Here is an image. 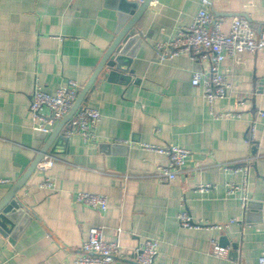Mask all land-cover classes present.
Segmentation results:
<instances>
[{"label": "crops", "instance_id": "1", "mask_svg": "<svg viewBox=\"0 0 264 264\" xmlns=\"http://www.w3.org/2000/svg\"><path fill=\"white\" fill-rule=\"evenodd\" d=\"M119 1L0 0V201L58 124L50 133L34 129L36 84L50 94L70 79L86 86L116 39ZM201 9L224 17L225 33L233 17L243 16L264 35V0H152L138 21L142 42L132 45L136 54L125 73L131 79H110L104 70L84 99L82 105L102 114L96 140L62 129L68 139L55 140L46 153L55 157L53 166L42 169L39 161L17 193L29 217L18 230L0 232V264H74L93 226L122 247L124 256L111 264H136L134 249L149 238L158 241L153 264H258L264 249V51L226 58L220 71L231 91L211 105L203 85L192 84L210 63L189 53L161 60L155 49L190 26ZM226 112L241 115L221 116ZM143 144L179 145L191 155L174 179L163 181L157 167L168 166L169 158ZM225 163L247 173L218 167ZM46 178L53 190L40 187ZM205 184L211 187L200 192ZM228 184L239 187L237 194L228 195ZM81 191L106 195L107 209L77 202ZM183 211L202 226H183ZM212 240L228 248L226 256L212 254Z\"/></svg>", "mask_w": 264, "mask_h": 264}, {"label": "built area", "instance_id": "2", "mask_svg": "<svg viewBox=\"0 0 264 264\" xmlns=\"http://www.w3.org/2000/svg\"><path fill=\"white\" fill-rule=\"evenodd\" d=\"M224 17H216L206 9H201L194 16L190 26L179 30L176 38L158 43L155 46L160 59L166 57L179 56L189 53L192 57L201 62H209L210 68L207 72L195 74L192 84L203 85L204 94L211 105L219 99L227 96L231 91V84L225 74L220 71V65L227 57H236L240 52L264 51V35H258L251 26L250 21L243 16H235L230 23L228 33L222 31ZM81 85L76 80L70 79L67 84L59 88L54 94H50L37 83L33 92L30 110L35 122L36 131L50 133L57 121L66 116L75 100L77 99ZM244 101H241L243 103ZM44 108L49 109V114L42 112ZM240 113L226 112L221 116L240 117ZM259 115L264 117V110L259 111ZM102 117L101 112L89 105H82L71 118L67 125L66 134L76 135L84 141L96 140V127ZM252 139H254L255 126L251 128ZM143 148L165 154L169 158L168 166H158L157 176L160 180L174 179L182 171L186 160L191 155V151L179 145L159 146L154 144H143ZM55 157L52 154H45L39 162L42 169L51 168ZM222 170L234 173L245 171L241 166L233 164H219ZM4 180L0 179V182ZM41 188L53 190L54 184L50 178H46L40 184ZM210 184L200 186V192L210 188ZM239 187L235 184H228V195H235ZM76 201L91 208L106 210L108 198L103 194H94L81 191L76 195ZM245 205L246 197L241 198ZM180 223L185 227H200V222L194 221L188 212H181ZM215 228L222 229L223 226L216 225ZM158 241L152 238L146 239L135 249L136 264H153L157 255ZM211 252L215 256L223 257L228 253V248L219 244L216 240L211 241ZM121 245L116 241H108L104 238L103 228L93 226L89 230L88 238L81 246V254L76 256L74 264H111L117 257H123ZM258 264H264V249L259 257Z\"/></svg>", "mask_w": 264, "mask_h": 264}, {"label": "water", "instance_id": "3", "mask_svg": "<svg viewBox=\"0 0 264 264\" xmlns=\"http://www.w3.org/2000/svg\"><path fill=\"white\" fill-rule=\"evenodd\" d=\"M152 0H120L119 9L122 11V21L119 25L116 39L107 50L104 58L98 65L88 84L84 86L75 100L70 112L58 121V124L50 134L46 145L41 150L37 160L32 164L24 176L13 186L9 193L0 201V232L3 235L18 230L23 222L29 217V208L17 197L18 191L26 183L30 173L37 167V164L48 152L55 140H66L68 137L62 133V129L68 125L75 112L82 106L88 92L94 88V82L102 71L107 70L108 77L114 79L122 75L124 80L131 77L125 75L130 71L132 57L136 54V47L132 45L142 42L138 21L143 12L149 7ZM31 214V213H30Z\"/></svg>", "mask_w": 264, "mask_h": 264}]
</instances>
